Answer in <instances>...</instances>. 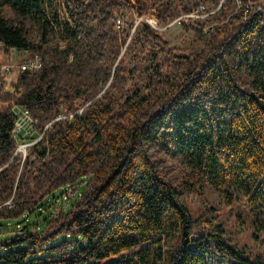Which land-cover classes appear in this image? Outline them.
Masks as SVG:
<instances>
[{
  "label": "trees",
  "instance_id": "obj_1",
  "mask_svg": "<svg viewBox=\"0 0 264 264\" xmlns=\"http://www.w3.org/2000/svg\"><path fill=\"white\" fill-rule=\"evenodd\" d=\"M218 11L195 50L149 21L173 20V0H0V41L46 60L15 83L0 79V206L14 204L1 206L0 220L20 219L0 230V264H206L212 246L229 264H263L230 244L221 223L194 218L189 203L206 182L227 201L238 191L264 196V10L225 0ZM27 18L39 24L37 43ZM136 20L147 39L130 66L137 31L127 43L126 25ZM15 105L45 130L22 161ZM163 154L182 158L180 180ZM45 207L43 223L28 221ZM199 223L209 230L194 236Z\"/></svg>",
  "mask_w": 264,
  "mask_h": 264
},
{
  "label": "rangeland",
  "instance_id": "obj_2",
  "mask_svg": "<svg viewBox=\"0 0 264 264\" xmlns=\"http://www.w3.org/2000/svg\"><path fill=\"white\" fill-rule=\"evenodd\" d=\"M225 0H222L219 4L216 0H213L212 3L207 4L200 0H173V9L176 12V17L188 12L189 10H193L200 5H205L206 11H214L212 13L218 12L219 5ZM187 6L189 10H184L183 7ZM1 10L3 14L9 18H19L15 10L11 7L10 4H4L1 6ZM211 13V14H212ZM211 14L209 16V21L211 18ZM175 17V18H176ZM21 18V17H20ZM156 18L150 17L149 21L153 25L154 20ZM157 20V19H156ZM27 23V27L29 29V37L34 42H39L41 39L39 24L32 18L25 19ZM133 21V19H131ZM171 22V20L165 21L162 26H158L154 24L153 26L160 30L162 36L168 39L172 44H186L192 47L195 50H201L207 44V41L212 36H208L201 29V25L199 23L204 24L206 26V22L203 20H192L189 19V23L182 24L176 23L167 27V24ZM139 21H135L134 23H129L126 25V28L129 32L127 35V43L130 42L131 35L137 31L135 34L137 35L136 41L137 46L135 50L129 49V53L127 55V63L130 66H133L136 63V60L139 59L138 52L142 48V43L147 39V36L143 32V27L139 24ZM216 26V23L213 22ZM156 25V26H155ZM137 29V30H136ZM51 38L55 40L58 39L56 32H52L50 35ZM149 38L154 39L155 43H159L160 40L155 38L154 36H150ZM17 57L15 64L19 63L20 58ZM9 51L6 52L5 60H11L12 58ZM144 61V60H143ZM18 76V70L9 73L6 78L9 80V83H15L16 78ZM135 80L131 79V83H134ZM34 137L39 136V133H35ZM33 137V139H34ZM31 139V140H33ZM31 149L28 151V156L30 154ZM16 156V155H15ZM21 161L26 159L24 158L23 153L18 154ZM165 158H167V163L171 170V175L175 180H180L182 178V174L179 169V162L181 161V157L179 154H175L172 158H168L167 155L163 154ZM34 158V157H33ZM205 190L203 195H191L189 199L191 212L194 218H199L202 214L204 217L208 219L210 222L221 223L224 228V235L226 240L232 244L235 248L242 251L243 255L250 258L251 261H262L264 264V196L261 195L260 199L252 201L251 196L244 195L241 191L236 193L233 200L227 201L225 194L219 191L215 186L211 185V183L206 182ZM60 190L55 192V194H59ZM71 189H68L63 194V198L70 197ZM63 198H59L57 203L63 202ZM259 198V197H258ZM12 201L11 205H7L5 207L12 208L13 207V198L10 199ZM60 207V205H59ZM58 207V208H59ZM2 208H0L1 210ZM41 211H36L29 215V222L39 221L40 223L44 222V217L48 216L51 213L50 209H45ZM20 219L11 221L10 224L0 220V230H14ZM209 222V223H210ZM208 223H199L194 228V236L206 234L209 230ZM170 230V234L172 236V230ZM174 239L169 238L165 246H170V242ZM215 246L210 248V253H208L206 264H229L228 258L221 256L220 253L215 251Z\"/></svg>",
  "mask_w": 264,
  "mask_h": 264
},
{
  "label": "built area",
  "instance_id": "obj_3",
  "mask_svg": "<svg viewBox=\"0 0 264 264\" xmlns=\"http://www.w3.org/2000/svg\"><path fill=\"white\" fill-rule=\"evenodd\" d=\"M235 4L238 7L243 5L245 8L246 14L248 10L255 9V8L260 11L264 10L262 4L254 5L250 1L247 3H244L243 0H235ZM222 5H223V2L219 5L217 10L220 9ZM212 12L208 10L206 11L205 5H200V7H197L191 11L189 10L188 12L174 18L173 20H171V22L169 21V23L167 24V27L173 24H176V23L182 24L185 18L187 19L189 18L192 20H203L206 22L204 32L206 35L210 36L215 29V24L209 21V16ZM157 23H158V20L155 19L154 24H157ZM7 51H9V53L11 54V57L18 56L20 58L19 63L15 64L17 57H13L12 61L5 60V55ZM45 64H46V60L44 59L42 54L39 52H35L34 50L30 48V46L28 47L10 46L8 48L6 47L3 41H0V79L6 78V76L9 73H12L16 70H18V73L34 72V71H37L43 68ZM13 110L17 116L16 121H15L14 137L18 142V146L15 152V155L23 153L24 158H26L28 155V151L32 148V146L44 136L45 130L44 131L39 130V128L37 127V123L39 119L34 117L30 109H28L27 107L22 106V105H15ZM35 133H39V136L34 137ZM11 203L12 201L9 200L1 206L11 205Z\"/></svg>",
  "mask_w": 264,
  "mask_h": 264
},
{
  "label": "bare ground",
  "instance_id": "obj_4",
  "mask_svg": "<svg viewBox=\"0 0 264 264\" xmlns=\"http://www.w3.org/2000/svg\"><path fill=\"white\" fill-rule=\"evenodd\" d=\"M211 12V11H210ZM31 152V151H30ZM28 156V155H27ZM12 199V198H11ZM3 210V209H2ZM5 210V209H4Z\"/></svg>",
  "mask_w": 264,
  "mask_h": 264
}]
</instances>
